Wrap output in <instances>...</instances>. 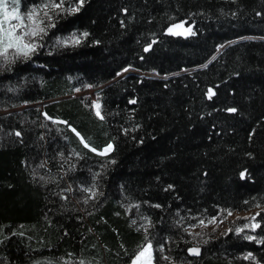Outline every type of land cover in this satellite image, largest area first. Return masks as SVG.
Here are the masks:
<instances>
[{"label":"trees","instance_id":"16d2710c","mask_svg":"<svg viewBox=\"0 0 264 264\" xmlns=\"http://www.w3.org/2000/svg\"><path fill=\"white\" fill-rule=\"evenodd\" d=\"M43 10L37 51L0 61V113L15 111L0 116V264H132L149 243L154 264H264V0ZM129 69L162 78L102 90L103 119L91 98H67ZM255 210L253 232V217L215 239L189 231Z\"/></svg>","mask_w":264,"mask_h":264},{"label":"snow or ice","instance_id":"6c2138e0","mask_svg":"<svg viewBox=\"0 0 264 264\" xmlns=\"http://www.w3.org/2000/svg\"><path fill=\"white\" fill-rule=\"evenodd\" d=\"M14 3L19 2V0H13ZM7 3L8 0H0V14L3 15L4 19H0V57L4 58L5 61L11 63L12 58L9 56V50H13V54H22L25 57H27L31 52H34L37 48V45L35 43H32L31 41H25V36L30 37H36L42 33L46 32V29L43 27H40V24L43 23V20H40L37 22L34 17L39 15V12L37 8H33L31 11L27 14V20L31 21V24L25 23V17L19 15L18 10L16 7H13L11 12L9 13L7 11ZM64 0H50L49 3H42L41 10L45 8H51L53 10L55 9H62ZM84 3V0H79V4L82 5ZM79 7L72 8L71 11L75 12L78 11ZM44 15L47 16L48 13L44 12ZM5 19H11V20H18L19 23L13 24L10 28L4 27V20ZM47 27H54V25L49 24ZM18 29H24L23 32L20 34H17ZM171 32L172 29H169ZM188 32L191 33V29H188ZM84 36H87L88 33H84ZM147 51V49H146ZM211 92V90H209ZM135 103V101H132ZM97 108H99V105H97ZM229 111L235 112V109H230ZM96 115L100 117V119H103V116L100 115V112L97 111ZM73 132H76L75 129H72ZM16 135H20V133H16ZM77 136H80L78 132H76ZM81 143L84 144L85 148H90L91 151L96 152L97 150L95 148H91V146L84 140L83 137H80ZM112 148V145H107L101 152H99V155H104L106 152H108ZM231 214V213H229ZM254 219V218H253ZM259 225H256L258 227ZM248 239H254V237H246ZM152 248L151 243H149L146 247H143L142 250L137 254L135 260L133 261V264H137L138 261H141L142 258H145V254L147 253V258L144 259V264H151L152 255L149 251ZM190 252L194 255H199V249L192 248L190 249ZM83 264V262H81Z\"/></svg>","mask_w":264,"mask_h":264},{"label":"rangeland","instance_id":"374dc122","mask_svg":"<svg viewBox=\"0 0 264 264\" xmlns=\"http://www.w3.org/2000/svg\"><path fill=\"white\" fill-rule=\"evenodd\" d=\"M13 7L17 8L19 15L25 17V23L26 24H31V21L27 20V14H23L19 10V8H20V0H19L18 4L14 3L13 0H8L7 11L9 13L11 12ZM38 12H39V15L34 17V19H36L37 22H39L40 20H43V23L40 24V27L45 28L44 25L47 22V17H42V16L44 15V12H46V11L45 10L41 11V9H39ZM0 19H4L2 14H0ZM17 23H19L18 20L5 19L4 20V27L5 28H10L13 24H17ZM188 29H189V27H187L185 24H178V25H176L175 27L172 28L171 32L174 33V34H177V35H181V36H189V35L192 34L193 28L190 27L191 33L188 32ZM23 31H24V29H18L17 30V34H20ZM42 34H40V35H38L36 37L25 36V41H31L32 43H35L37 45V48H36L35 51H37V49L39 48V44H38L39 43V38H40V36ZM223 49H224V47L220 48L218 53L223 52ZM34 52H31L27 57L31 56ZM9 56L11 58H13V57H15V58H27V57H25L22 54L14 55L13 54V50H11V49L9 50ZM0 61L3 64H7L8 63L2 57H0ZM129 71H130V73H133V74H136V75L142 76V77L146 76V77H149V78H162L156 73H141L140 71H134V70H129ZM129 71L127 73H129ZM101 91H102V87H99V88H88L85 91L77 92L76 94H74V95H72L70 97H67V98L77 97L78 95L85 93V95H83L82 97L91 98V100L94 103L95 110L97 112L100 109V105L97 103V96H98V94ZM63 99H66V98H63ZM63 99L50 100V101L37 103V104H33V105H23L22 107L16 109V111L22 110V109H25V108H30V107L43 109L46 105L51 104V103H53L55 101L63 100ZM97 105H99V108H97ZM12 112H15V111L14 110L13 111H7V112H4V113L8 114V113H12ZM4 113H0V116H2ZM110 151H111V149L108 152H106L105 154H108ZM256 216H257V210H255L253 212H249V213H235V214L230 215V216H228L226 218L219 216V217L213 219L212 221L206 222V223L202 224L198 228H192L189 231H190V233L192 235L198 237L199 239H215L217 237L225 235L230 230V222L233 221L234 219H236L238 217H253L255 219ZM254 219L252 220V222L246 228H244V230L253 232V231H255L257 229V227H256L257 223H255ZM149 251L151 252V255H152L151 264H154V250H153V247ZM146 258H147V253L145 254V258H142L141 261L137 262V264H144V259H146Z\"/></svg>","mask_w":264,"mask_h":264},{"label":"water","instance_id":"95a60500","mask_svg":"<svg viewBox=\"0 0 264 264\" xmlns=\"http://www.w3.org/2000/svg\"><path fill=\"white\" fill-rule=\"evenodd\" d=\"M244 40H245V39H244ZM235 43H237V42H231V43H229L228 45H226V46L224 47L223 50L227 49L229 46L234 45ZM216 56H217V55H216ZM216 56H215V57H216ZM215 57H214V59H215ZM214 59L210 60V62H209L207 65H205V66H208L209 64H211V63L213 62ZM200 68H204V67H200ZM200 68H197V69H195V70H198V69H200ZM129 70H134V69H129ZM129 70H128V71H129ZM195 70H193V71H195ZM128 71L122 72L121 74H119V76H117V78H115L114 80H112V81L108 82L107 84H105L104 86H102V90H104L105 88L111 86L112 84H114V83L120 81L121 79L126 78L127 76L133 74V73H130V71H129V73H127ZM134 71H137V70H134ZM189 72H190V71H189ZM145 78H149V77H146V76H145ZM83 95H85V93L80 94V95H78L77 97H82ZM197 249H199V255H194V254H192L191 252H190V254H191L192 256H195V257H199V256H201V249H200V248H197Z\"/></svg>","mask_w":264,"mask_h":264}]
</instances>
